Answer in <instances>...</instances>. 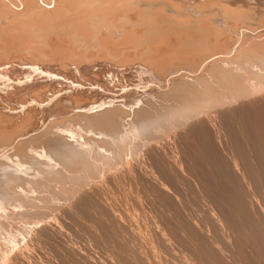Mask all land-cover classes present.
Returning <instances> with one entry per match:
<instances>
[{
    "label": "rangeland",
    "instance_id": "374dc122",
    "mask_svg": "<svg viewBox=\"0 0 264 264\" xmlns=\"http://www.w3.org/2000/svg\"><path fill=\"white\" fill-rule=\"evenodd\" d=\"M60 1L0 0V263L264 264V0ZM55 98L112 108L66 122Z\"/></svg>",
    "mask_w": 264,
    "mask_h": 264
},
{
    "label": "bare ground",
    "instance_id": "6f19581e",
    "mask_svg": "<svg viewBox=\"0 0 264 264\" xmlns=\"http://www.w3.org/2000/svg\"><path fill=\"white\" fill-rule=\"evenodd\" d=\"M1 1H3V0H1ZM17 1H18V0H17ZM44 1H45V0H44ZM50 1H51V0H50ZM66 1H67V0H66ZM70 1H71V0H70ZM70 1H68V2H70ZM84 1H85V0H84ZM92 1H94V2H95V1L100 2L101 0H100V1H99V0H92ZM102 1H103V0H102ZM105 1H106V0H105ZM116 1H117V0H116ZM24 2H25V1H24ZM24 2H22V3H24ZM28 2H29V1H28ZM40 2H41V1H40ZM58 2H59V1H58ZM60 2H62V0H61ZM73 2H74V1H73ZM114 2H115V1H114ZM126 2H127V1H126ZM146 2H147V0H146ZM12 3H13V2H12ZM15 3H16V2H15ZM41 3H42V2H41ZM54 3H55V2H54ZM71 3H72V2H71ZM71 3H70V4H71ZM80 3H81V2H80ZM89 3H90V2H89ZM101 3H103V2H101ZM111 3H112V0H111ZM26 4H28V3H26ZM29 4H30V3H29ZM56 4H57V3H56ZM72 4H73V3H72ZM105 4H106V3H105ZM107 4H108V2H107ZM112 4H113V3H112ZM116 4H118V3H116ZM123 4H125V3L123 2ZM130 4H131V3H130ZM18 5H19V4H18ZM22 5H23V4H22ZM33 5H34V4H33ZM43 5H44V4H43ZM49 5H50V4H49ZM57 5H58V4H57ZM66 5H67V4H66ZM101 5H102V4H101ZM163 5H164V4H163ZM26 6H27V5H26ZM60 6H61V5H60ZM63 6H64V1H63ZM67 6H68V5H67ZM79 6H80V5H79ZM81 6H82V5H81ZM85 6H86V5H85ZM90 6H91V5H90ZM95 6H96V5H95ZM111 6H112V5H111ZM116 6H117V5H116ZM0 7H1V5H0ZM5 7H7V6H5ZM8 7H9V9L11 10L10 6H8ZM27 7H28V6H27ZM47 7H48V6H47ZM58 7H59V6H58ZM61 7H62V6H61ZM61 7H60V8H61ZM72 7H73V6H72ZM108 7H109V5H108ZM108 7H107V8H108ZM113 7H114V6H113ZM2 8H3V9H2L3 12H6V11H4V7H2ZM34 8H35V9H38V8H39L38 10L41 12L40 7H37V8L34 7ZM34 8H33V9H34ZM41 8H42V6H41ZM90 8H91V7H90ZM99 8H100V6H99ZM101 8H103V7H101ZM128 8H129V7H128ZM194 8H195V7H194ZM30 9H31V8H30ZM35 9H34L33 11H35ZM43 9H45V7H43ZM54 9H55V8H54ZM58 9H59V8H58ZM93 9H94V11H95L96 7L93 8ZM97 9H98V8H97ZM103 9H105V8H103ZM110 9H111V8H110ZM121 9H122V8H121ZM123 9H124V8H123ZM133 9H134V8H133ZM174 9H175V8H174ZM2 10H1V11H2ZM6 10H7V9H6ZM13 10H14V9H13ZM60 10H61V9H60ZM99 10H100V9H99ZM115 10H116V9H115ZM234 10H235V9H234ZM39 11H38V12H39ZM51 11H52V10H51ZM51 11L49 12L50 14H51ZM57 11H58V10H57ZM82 11H83V10H82ZM84 11H86V9H85ZM87 11H88V10H87ZM101 11H102V10H101ZM103 11H104V10H103ZM157 11H158V10H157ZM19 12H20V11H19ZM35 12H36V16H38V18H39V16H41V17H42V16H45V17H46V16L48 15V14H47L48 12H47L46 10H45V12L43 11V12H41V13H37V10H36ZM54 12H55V11H54ZM62 12H64V11H62ZM67 12H71V11H67ZM67 12H66V13H67ZM73 12H74V11H73ZM88 12H90V11H88ZM92 12H93V11H92ZM99 12H100V11H99ZM110 12H112V10H111ZM110 12H109V14H110ZM142 12H143V11H142ZM44 13H46V14H44ZM77 13H78V12H77ZM81 13H82V12H81ZM128 13H129V12H128ZM132 13H133V12H132ZM157 13H158V12H157ZM12 14H13V13H12ZM74 14H75V13H74ZM97 14H101V13H98V12H97ZM113 14H114V12H113ZM3 15H4V14H3ZM20 15H21V14H20ZM24 15H25V14H23V16H24ZM34 15H35V14H34ZM54 15L57 16V14H55V13H54ZM62 15H63V13H62ZM80 15H81V14H80ZM84 15H85V14H83V16H84ZM87 15H88V14H87ZM101 15H103V14H101ZM0 16H2V13H0ZM14 16H15V15H14ZM23 16H22L21 18H23ZM49 16L51 17L52 14L49 15ZM74 16H75V15H74ZM76 16H77V15H76ZM83 16H82V17H83ZM107 16H108V15H107ZM113 16H115V15H113ZM139 16H140V15H139ZM24 17H25V16H24ZM28 17H29V16H28ZM66 17H67V16H66ZM68 17H69V16H68ZM84 17H85V16H84ZM102 17H103V16H102ZM108 17H109V16H108ZM110 17H111V15H110ZM21 18H20V19H21ZM32 18H33V17H32ZM35 18H36V17H35ZM70 18H71V16H70ZM88 18H89V17H88ZM96 18H97V17H96ZM170 18H171V17H170ZM24 19H25V18H24ZM24 19H21L22 22H21V23L19 22L18 24H15V25H13L12 22H10V24H11L10 26H11V27H10L9 30L7 29V30H8L7 33L10 32V31H11V33H12V30H13V32H16V33H17V32L21 29V27H22L23 25H25V28H26V26L28 25L29 18H27L28 21H26V19H25V20H24ZM33 19H34V18H33ZM40 19H41V18H40ZM45 19H46V18H45ZM71 19H72V18H71ZM83 19H84V18H83ZM83 19H82V20H83ZM94 19H95V18H94ZM110 19H111V18H110ZM21 20H18V21H21ZM68 20H69V19H68ZM79 20L82 21L81 19H79ZM149 20H150V19H149ZM23 21H26V23H23ZM37 21H38V20H37ZM53 21H54V20H53ZM140 21H141V20H140ZM34 22H35V21H33V23H34ZM40 22H41V21H40ZM64 22H65V21H64ZM67 22H68V21H66V23H67ZM86 22H87V20H86ZM104 22H105V21H104ZM114 22H115V21H114ZM131 23H132V22H131ZM7 24H9V23H7ZM29 24H30V23H29ZM36 24H37V23H36ZM82 24H83V23H82ZM56 25H58V24H56ZM60 25H61V24H60ZM78 25H80V28H81V24L78 23ZM118 25H119V24H118ZM173 25H174V24H173ZM0 26H1V25H0ZM4 26H5V25H4ZM88 26H89V25H88ZM7 27H8V26H7ZM53 27H54V26H53ZM73 27H74V26H73ZM89 27H90V26H89ZM22 28H23V27H22ZM25 28H24V29H25ZM76 28H77V27H76ZM92 28H93V27H92ZM94 28H95V27H94ZM24 29H23V30H24ZM50 29H51V28H50ZM35 30H36V29H35ZM82 30H83V29H82ZM222 30H223V29H222ZM0 31H1V30H0ZM5 31H6V30H5ZM38 31H39V30H38ZM44 31H45V30H44ZM79 31H80V30H79ZM85 31H86V30H85ZM1 32H2V31H1ZM3 32H4V31H3ZM3 32H2V34L5 33V32H4V33H3ZM55 32H56V31H55ZM82 32H83V31H82ZM101 32H102V30H101ZM106 32H107V31H106ZM130 32H132V31H130ZM168 32H169V31H168ZM31 33H32V32H31ZM41 33H42V32H41ZM69 33H70V32H69ZM83 33H84V35H85V32H83ZM122 33H123V32H122ZM134 33H135V32H134ZM22 34H24V33H22ZM39 34H40V33H39ZM77 34H78V33H77ZM77 34H76V35H77ZM87 34H89V33H86V36H87ZM96 34H97V33H96ZM96 34H95V35H96ZM105 34H106V33H105ZM260 34H261V33H260ZM6 35H8V34H6ZM13 35H14V34H13ZM27 35H28V34H27ZM35 35H36V34H35ZM82 35H83V34H82ZM90 35H91V34H90ZM100 35H101V34H100ZM133 35H134V34H133ZM250 35H251V34H250ZM263 35H264V34H263ZM9 36H10V35H9ZM24 36H25V35H24ZM58 36H59V35H58ZM86 36H85V37H86ZM91 36H92V35H91ZM105 36H106V35H105ZM178 36H179V35H178ZM257 36L259 37V36H262V35H257ZM139 37H140V35H139ZM258 37H257V38H258ZM0 38H1V37H0ZM5 38H6V37H5ZM7 38H8V37H7ZM58 38H59V37H58ZM62 38H63V37H62ZM76 38H77V37H76ZM95 38H96V37H95ZM122 38H123V37H122ZM186 38H188V37H186ZM252 38H253V37H252ZM28 39H29V38H28ZM33 39H34V38H33ZM50 39H51V38H50ZM68 39H69V38H68ZM81 39H82V38H81ZM91 39H92V37H91ZM113 39H114V38H113ZM131 39H132V38H131ZM134 39H135V38H134ZM148 39H149V38H148ZM170 39H171V38H170ZM250 39H251V38H250ZM253 39H255V38H253ZM4 40H5V39H4ZM21 40H22V39H21ZM57 40H58V39H57ZM89 40H90V39H89ZM120 40H121V39H120ZM255 40H257V39H255ZM255 40H254V41H255ZM19 41H20V39H19ZM87 41H88V40H87ZM104 41H105V40H104ZM166 41H167V39H166ZM176 41H177V40H176ZM243 41H244V40H243ZM254 41H253V42H254ZM2 42H3V41H2ZM23 42H24V41H23ZM23 42H22V44H23ZM46 42H47V41H46ZM48 42H49V41H48ZM138 42H139V41H138ZM153 42H154V41H153ZM8 43H9V42H8ZM24 43H25V42H24ZM26 43H27V42H26ZM36 43H37V42H36ZM129 43H130V42H129ZM161 43H162V42H161ZM249 43H250V42H249ZM249 43H248V44H249ZM103 44H104V43H103ZM107 44H108V42H107ZM163 44H164V43H163ZM168 44H169V43H168ZM205 44H206V43H205ZM5 45H6V43H5ZM5 45H4V46H5ZM27 45H28V44H27ZM52 45H53V43H52ZM91 45H92V44H91ZM101 45H102V44H101ZM117 45H118V44H117ZM152 45H153V44H152ZM155 45H156V44H155ZM177 45H178V44H177ZM9 46H10V45H9ZM23 46H24V45H23ZM54 46H55V45H54ZM157 46H159V45H157ZM164 46H165V45H164ZM231 46H232V45H231ZM254 46H255V45H252L251 48L253 49ZM257 46H258V45H257ZM260 46H261V45H260ZM262 46H263V45H262ZM21 47H22V46H21ZM24 47H25V46H24ZM24 47H22V48H24ZM100 47H101V46H100ZM108 47H109V46H108ZM110 47H111V46H110ZM237 47H238V46H237ZM241 47H242V46H241ZM241 47H240V48H241ZM258 47H259V46H258ZM258 47L255 46V48H258ZM3 48H4V47H3ZM48 48H49V47H48ZM56 48L58 49V46H57ZM63 48H64V47H63ZM66 48H67V47H66ZM66 48H65V51H66ZM113 48H114V47H113ZM156 48H157V47H156ZM240 48H239V49H240ZM61 49H62V48H61ZM61 49H60V50H61ZM67 49H68V48H67ZM82 49H83V48H82ZM85 49H86V48H85ZM177 49H178V48H177ZM39 50H40V49H39ZM41 50H42V49H41ZM53 50H54V49H53ZM69 50H70V49H68V51H69ZM73 50H74V49H73ZM90 50H91V49H90ZM116 50H117V48H116ZM131 50H132V49H131ZM162 50H163V49H162ZM162 50H161V51H162ZM256 50H258V49H256ZM260 50H261V49H260ZM260 50H258V51H260ZM22 51H23V50H22ZM35 51H36V50H35ZM51 51H52V50H51ZM108 51H109V50H108ZM119 51H120V50H119ZM155 51H156V50H155ZM175 51H176V50H175ZM234 51H235V50H234ZM250 51H251V50H250ZM254 51H255V50H254ZM2 52H3V51H2ZM23 52H24V51H23ZM29 52H30V51H29ZM63 52H64V49H63ZM70 52H71V51H70ZM72 52H73V51H72ZM113 52H114V51H113ZM117 52H118V51H117ZM146 52H147V51H146ZM156 52H157V51H156ZM164 52H165V51H164ZM40 53H41V52H40ZM53 53H55V52H53ZM59 53L62 54V50H61V52H59ZM79 53H80V52H79ZM244 53H245V52H244ZM41 54H42V53H41ZM66 54H67V53H66ZM66 54H65V55H66ZM140 54H141V53H140ZM242 54H243V53H242ZM253 54H254V53H253ZM42 55H43V54H42ZM44 55H46V54H44ZM67 55H68V54H67ZM174 55H175V54H174ZM251 55H252V52H251ZM255 55H256V54H255ZM46 56H47V55H46ZM55 56H56V55H55ZM59 56H60V55H59ZM157 56H158V55H157ZM159 56H160V55H159ZM240 56H241V55H240ZM23 57H24V56H23ZM48 57H49V56H48ZM63 57H64V56H63ZM69 57H70V56H69ZM73 57H74V56H73ZM251 57H252V56H250L249 58H251ZM254 57H255V56H254ZM256 57H257V56H256ZM45 58H46V57H45ZM64 58H65V57H64ZM155 58H156V56H155ZM159 58H160V57H159ZM176 58H177V57H176ZM244 58H245V57H244ZM249 58H248V59H249ZM6 59H7V58H6ZM11 59H12V58H11ZM46 59H48V58H46ZM122 59H123V58H122ZM153 59H154V58H153ZM163 59H164V58H163ZM252 59H253V58H252ZM258 59H259V58H258ZM260 59H261V58H260ZM9 60H10V59H9ZM12 60H13V59H12ZM34 60H35V59H34ZM50 60H51V59H50ZM250 60H251V59H250ZM255 60H256V59H255ZM7 61H8V60H7ZM55 61H56V60H55ZM59 61H60V60H59ZM136 61H137V60H136ZM157 61H158V60H157ZM157 61H156V63H157ZM244 61H245V59H244ZM261 61H262V60H261ZM21 62H22V61H21ZM23 62H24V61H23ZM87 62H88V61H87ZM107 62H108V61H107ZM152 62H153V61H152ZM245 62H246V61H245ZM255 62H256V61H255ZM2 63H3V62H2ZM6 63H7V62H6ZM58 63H59V62H58ZM158 63H159V62H158ZM201 63H202V62H201ZM242 63H243V62H242ZM242 63H241V64H242ZM56 64H57V63H56ZM160 64H161V63H160ZM162 64H163V63H162ZM164 64H165V63H164ZM245 64H246V63H245ZM251 64H252V63H251ZM251 64H250V65H251ZM254 64H255V63H254ZM16 65H17V64H16ZM247 65H248V64H247ZM35 66H36V65H35ZM38 66H39V65H38ZM156 66H157V65H156ZM159 66H160V65H159ZM62 67H63V66H62ZM94 67H95V66H94ZM14 68H15V67H14ZM6 69H7V68H6ZM17 69H18V68H17ZM26 69H27V68H26ZM215 69H216V68H215ZM241 69H242V68H241ZM19 70H20V69H19ZM45 70H46V69H45ZM263 70H264V69H263ZM5 71H6V70H5ZM17 71H18V70H17ZM165 71H166V70H165ZM45 72H46V71H45ZM244 72H245V71H244ZM250 72H252V71H250ZM257 72H258V71H257ZM257 72H256V73H257ZM261 72H262V70H261ZM3 73H4V72H3ZM7 74H9V73H7ZM253 74H254V72H253ZM262 74H263V73H262ZM257 75H258V74H257ZM2 76H3V75H2ZM247 76H248V75H247ZM255 76H256V75H255ZM261 76H262V75H261ZM0 77H1V76H0ZM7 77H8V76H7ZM25 78H26V77H25ZM179 78H180V77H179ZM247 78H248V77H247ZM0 79H1V78H0ZM8 79H9V78H8ZM27 80H28V79H27ZM263 80H264V79H263ZM9 81H10V80H9ZM12 82H13V81H12ZM17 82H18V80H17ZM263 82H264V81H263ZM10 83H11V81H10ZM24 83H25V82H24ZM6 84H7V83H6ZM253 86H254V85H253ZM248 87H249V86H248ZM223 88H224V87H223ZM9 89H10V88H9ZM39 89H40V88H39ZM39 89H38V90H39ZM54 92H55V91H54ZM241 93H242V92H241ZM53 94H54V93H53ZM227 94H228V93H227ZM239 94H240V92H239ZM145 95H146V94H145ZM3 96H4V95H3ZM22 96H25V95H23V93H22ZM31 96H32V95H31ZM55 96H56V95H55ZM55 96H53V97H55ZM151 96H152V95H151ZM223 96H224V95H223ZM226 96H227V95H226ZM36 97H37V96H36ZM107 97H108V96H107ZM124 97H125V96H124ZM124 97H123V99H124ZM134 97H135V96H134ZM240 97H241V96H240ZM247 97H249V96H247ZM3 98H4V97H3ZM58 98H60V96H59ZM79 98H80V97H79ZM103 98H104V97H103ZM119 98L122 99L120 96H119ZM128 98L130 99V97H128ZM0 99H1V98H0ZM22 99H23V98H22ZM34 99H35V98H34ZM64 99H65V98H64ZM112 99H113V97H112ZM126 99H127V97H126ZM246 99H247V98H246ZM49 100H50V99H49ZM55 100H57V99L55 98ZM58 100H59V99H58ZM58 100H57L56 103L53 104L54 107H53V108L50 107V108H52V109H54V110H57V115L59 114V115L61 116V115L63 114V116H61V117H63L64 119L67 118V119L65 120L66 122L70 121L69 119L73 118V116H75L76 114H79V113H81V112H84V113H87V114H88V113H91L93 110H96V109H98V111L96 110L98 113H100V112H105V111H103V110H108V109H106L107 106H104V103L101 104V103H97V102H95V101H93V102H85V103L82 102V103H80V104L75 103V104L72 105V104L68 101L69 99H68V100L66 99L67 102H62V103H60V101L58 102ZM103 100H105V98H104ZM131 100H132V98H131ZM175 100H176V99H175ZM206 100H207V99H206ZM222 100H223V98H222ZM235 100H236V99H235ZM38 101H39V100H38ZM42 101H43V100H42ZM51 101H52V99H51ZM73 101H74V100H73ZM105 101H106V100H105ZM105 101H104V102H105ZM107 101H108V100H107ZM117 101H118V100H117ZM119 101H120V100H119ZM133 101H136V100H133ZM40 102H41V99H40ZM43 102H44V101H43ZM43 102H42V103H43ZM46 102H47V101H46ZM99 102H100V100H99ZM102 102H103V101H102ZM148 102H149V101H148ZM73 103H74V102H73ZM154 103H155V102H154ZM209 103H210V102H209ZM234 103H235V102H234ZM23 104H24V103H23ZM46 104H48V103H46ZM46 104H45V105H46ZM130 104H131V103H127V102H124V101H121L120 103H117V105L122 106L125 110H127V112H130V113H131V111L136 110V108L134 109V107H132V105H130ZM133 104H134V103H133ZM115 105H116V103H115ZM117 105H116V106H117ZM135 105H136V104H135ZM224 105H225V104H224ZM231 105H232V104H231ZM11 106H12V105H11ZM37 106H38V105H37ZM40 106H41V105H40ZM40 106H39V107H40ZM133 106H134V105H133ZM152 106H153V105H152ZM209 106H210V105H209ZM225 106H226V105H225ZM30 107H31V106H30ZM32 107H33V106H32ZM44 107H45V106H44ZM46 107H47V106H46ZM48 108H49V107H48ZM50 108H49V109H50ZM107 108H112V107L109 106V107H107ZM113 108H114V107H113ZM42 109H43V108H42ZM42 109H41V110H42ZM116 109H117V108H116ZM137 109H138V108H137ZM149 109H150V108H149ZM45 110H46V108H45ZM47 110H48V109H47ZM50 110H51V109H50ZM142 110H143V109H142ZM198 110H199V109H198ZM207 110H208V109H207ZM29 111H30V110H29ZM35 111H36V110H35ZM155 111H156V110H155ZM53 112H55V111H53ZM53 112L51 111V113H53ZM113 112H114V111H113ZM123 112H124V111H123ZM202 112H203V111H202ZM208 112H209V111H208ZM47 113H48V116H49V114H50V116H51L50 111H48ZM115 113H116V112H115ZM196 113H197V112H196ZM55 114H56V113H55ZM148 114H149V113H148ZM184 114H185V113H184ZM52 115H53V114H52ZM65 115H66L67 117H66ZM118 115H119V114H118ZM126 115H127V114H126ZM126 115H125V117H127ZM162 115H163V114H162ZM179 115H180V114H179ZM181 115H182V114H181ZM191 115H192V114H191ZM195 115H196V114H195ZM28 116H29V115H28ZM110 116H111V115H110ZM122 116H123V115H122ZM150 116H151V115H150ZM53 117H54V115H53ZM97 117H98V116H97ZM141 117H142V116H141ZM163 117H164V116H163ZM179 117H180V116H179ZM193 117H194V116H193ZM50 119H51V118H50ZM112 119H113V118H112ZM125 119H126V118H125ZM160 119H161V118H160ZM167 119H168V118H167ZM179 119H180V118H179ZM192 119H193V118H192ZM116 120H117V119H116ZM155 120H156V119H155ZM196 120H197V119H196ZM63 121H64V120H63ZM99 121H100V120H99ZM113 121H114V120H113ZM123 121H124V120H123ZM181 121H182V120H181ZM183 121H184V120H183ZM73 122H74V121H73ZM104 122H105V121H104ZM175 122H176V121H175ZM62 123H63V122H62ZM177 123H178V122H177ZM180 123H181V122H180ZM37 124H38V123H37ZM66 124H67V123H66ZM66 124H65V125H66ZM186 124H187V123H186ZM186 124H185V125H186ZM49 125H50V124H49ZM51 125H52V124H51ZM57 125L60 126L61 123H60V125H59V124H57ZM67 125H68V124H67ZM152 125H153V124H152ZM161 125H162V124H161ZM176 125H177V124H176ZM176 125H175V126H176ZM5 126H6V125H5ZM39 126H40V125H39ZM62 126H63V124H62ZM121 126L123 127L124 124L121 125ZM177 126H178V125H177ZM187 126H188V125H187ZM49 127H51V128H49L50 131H55V132H59V133H64L65 135H66V132H74V128H75V127L72 128V126H71L72 129L69 128L70 126H68V127H66V128H65V127H63V128H60V127H52V126H49ZM139 127H140V126H139ZM142 127H143V125H142ZM150 127H151V126H150ZM165 127H166V126H165ZM169 127H172V126H169ZM1 128H2V127H1ZM163 128H164V127H163ZM2 129H4V128H2ZM108 129H109V128H108ZM113 129H114V128H113ZM4 130H5V129H4ZM4 130H2V131H4ZM36 130H37V129H36ZM126 130H127V129H126ZM153 130H154V129H153ZM153 130H152V131H153ZM155 130H156V129H155ZM2 131H0V132H2ZM6 131H7V130H6ZM11 131H12V130H11ZM11 131H10V132H11ZM170 131H171V130H170ZM12 132H13V131H12ZM12 132H11V133H12ZM36 132H37V131H36ZM119 132H121V131L119 130ZM165 132H166V131H164V129H163V134H164V135H165ZM168 132H169V131H168ZM14 133H15V132H14ZM1 134H2V133H1ZM7 134H9V133H7ZM17 134H18V133H17ZM17 134H16V135H17ZM148 134H149V133H148ZM157 134H159V132H158ZM160 134H161V133H160ZM163 134H161V136H162ZM166 134H167V133H166ZM16 135H15V136H16ZM9 136H10V135H9ZM146 136H147V134H146ZM150 136H151V135H150ZM150 136L147 137V138H150ZM152 136H154V137L156 136V137H157V135H152ZM152 136H151V137H152ZM0 137H2V136H0ZM4 137L7 138L6 134H5ZM121 137H122V136H121ZM138 137H139V136H138ZM154 137H152V139H153ZM156 137H155V138H156ZM158 137H160V135H159ZM9 138H10V137H9ZM71 138H72V137H71ZM122 138H123V137H122ZM126 138H127V137H126ZM162 138H163V137H162ZM2 139H4V138H1V140H2ZM12 139H13V138H11V140H12ZM120 139H121V138H120ZM152 139H147V141H148V140L151 141ZM159 139H160V138H159ZM1 140H0V143H1ZM8 140H9V139H8ZM59 140H60V139H59ZM102 140H103V139H102ZM153 140H154V139H153ZM61 141H62V140H61ZM61 141H60V142H61ZM123 141H125V140H123ZM123 141H122V142H123ZM16 142H17V141H16ZM145 142H146V141H145ZM157 142H158V141H157ZM160 142H161V139H160ZM4 143H5V142H4ZM8 143H9V142H8ZM50 143H51V142H50ZM83 143H84V141H83ZM98 143H99V142H98ZM113 143H114V142H113ZM120 143H121V141H120ZM124 143H125V142H124ZM13 144H14V143H13ZM80 144H81V143H80ZM107 144H108V143H107ZM117 144H118V143H117ZM154 144H155V143H154ZM157 144H158V143H157ZM161 144H162V143H161ZM56 145H57V143H56ZM81 145H82V144H81ZM123 145H124V144H123ZM123 145L121 144V146H119V147H120V148L122 147V149H123L124 147H127V150H128V151H127V150H126V151L129 152V147H130V146L128 147V146L125 145V146L123 147ZM137 145H138V144H137ZM39 146H40V145H39ZM135 146H136V145H135ZM157 146H158V145H157ZM110 147H111V148L114 147L113 149L109 148V150H110V149L112 150V153H113V150H114V149L119 148V147H115V146H110ZM132 147H134V144L132 145ZM136 147H137V146H136ZM94 148H95V147H94ZM143 148H144V147H143ZM149 148H150V147H149ZM55 149H56V148H55ZM72 149H73V148H72ZM130 149H131V148H130ZM106 150H107V149H106ZM117 150H118V149H117ZM117 150H116V152H117ZM120 150H121V149H120ZM120 150H119V151H120ZM132 150H133V149H132ZM132 150H130V152H131ZM92 151H93V150H92ZM97 151H98V150H97ZM101 151H102V150H101ZM103 151L105 152V150H103ZM119 151H118V152H119ZM98 152H99V151H98ZM98 152H97V153H98ZM107 152H108V151H107ZM114 152H115V151H114ZM125 153H126V152H125V150H124V154H125ZM137 153H138V152H137ZM98 154H100V153H98ZM98 154H97V156L100 157V155H98ZM102 154H105V153H102V152H101V156H102ZM107 154H108V153H107ZM113 154H115V153H113ZM116 154H117V153H116ZM122 154H123V153H122ZM122 154H120V155H122ZM132 154H133V153H132ZM92 155H94V153H93ZM92 155H91V158L93 157ZM117 155H118V154H117ZM127 155H128V154H127ZM69 156H70V155H69ZM87 156H88V155H87ZM103 156L105 157V160L107 161V159H106V155H103ZM108 156H109V159H113V158H110V156H112V155H110V153L108 154ZM131 156H132V155H131ZM88 157H89V156H88ZM88 157H86V155H82V156L77 157V158L74 157L73 160H75V162H73V163H76V160L79 161V162H80V161H83L84 163H87V161L89 162ZM104 157L102 158V160L104 159ZM127 157H128V156H127ZM8 158H9V157H8ZM89 158H90V157H89ZM94 158H96V157L94 156ZM97 158H98V157H97ZM100 158H101V157H100ZM100 158H99L98 160H100ZM114 158H115V157H114ZM73 160H71V161H73ZM115 160H116V158L114 159L113 163L115 162ZM4 161H5V159H3V163H5ZM90 161H91V160H90ZM96 161H97V159H96ZM96 161H95V162H96ZM91 162L94 163L93 160H92ZM97 162H98V161H97ZM102 162H103V161H102ZM102 162H101V160L99 161L100 164H102ZM104 162H105V161H104ZM0 163H1V162H0ZM84 163H83V165H81V164H82V162H81L80 167L83 166V168H84V166L86 165V164H84ZM89 163H90V162H89ZM99 163H97V164H99ZM109 163H112V161L110 160ZM70 164H71V166L73 165L72 163H69L68 165H70ZM87 164H88V163H87ZM100 164H99V166H100ZM107 164H108V162H107ZM107 164H106V165H107ZM5 165H6V164H5ZM68 165L66 166V170H67V168H69V169L71 168V167L68 166ZM93 165L96 166V164H93ZM73 166H74V165H73ZM76 166H77V163H76ZM86 166H87V165H86ZM89 166L92 167V165H90V164H89ZM99 166H98V168H100ZM101 166L106 167L105 164H102ZM109 166L111 167L110 164H108V167H109ZM5 167H6V166H5ZM77 167H79V166H77ZM77 167L74 166V167H72V168L74 169V168H77ZM96 167H97V166H96ZM96 167H94V168H96ZM115 167H116V166H115ZM1 168H2V167H1ZM72 168H71V169H72ZM81 168H82V167H81ZM87 168H89V167L87 166L86 168H84V170L87 169ZM6 169H7V168H6ZM92 169H93V168H91V170H92ZM103 169H105V168H102V170H103ZM75 170H76V169H75ZM77 170H78V169H77ZM77 170L74 172V174L77 173ZM82 170H83V169H82ZM91 170H90V171H91ZM93 170H94V169H93ZM95 170H97V168H96ZM105 170H106V169H105ZM109 170H110V169H109ZM111 170H112V169H111ZM63 171H65V170H63ZM63 171H62V173H63ZM71 171L73 172L74 170H71ZM71 171H70V172H71ZM80 171H81V170H79L78 174L80 173ZM98 171H101V170H98ZM68 172H69V171L65 172V173H67V174H65V173H63V174H65L66 177H67V175H69V177H71V174H68ZM91 173H92V172H91ZM95 173H97V172L95 171ZM113 173H114V172H113ZM60 174H61V171H60ZM83 174H86V173H83V171H82V174H81V175H83ZM89 174H90V173H89ZM101 174H102V171H101ZM49 175H50V174H49ZM56 175H57V174H56ZM56 175H55V177H58V178L61 177L59 174H58L59 176H56ZM65 175H64V176H65ZM75 175H76V174H75ZM79 175H80V174H79ZM81 175H80V176H81ZM87 175H88V174H87ZM90 175H91V174H90ZM90 175H88V177H89ZM94 175H95V174H94ZM104 175H105V174H104ZM53 176H54V174H53ZM53 176H51V177L55 179V177H53ZM64 176H63V177H64ZM83 176H85V175H83ZM98 176H99V175H98ZM44 177H45V176H44ZM47 177H48V176H47ZM51 177H50V178H49V177H48V178L45 177V178H46L45 180H48V182H51V181H49V179L51 180ZM66 177H65L64 179H66ZM72 177H73V176H72ZM72 177H71V178H72ZM76 177H78V176H76ZM90 177H91V176H90ZM92 177H93V175H92ZM105 177H106V176H105ZM58 178H57V179H58ZM73 178H74V177H73ZM73 178H72V179H73ZM83 178H84V177H83ZM85 178H86V177H85ZM94 178H95V177H94ZM102 178H103V177H102ZM54 179H53V180H54ZM69 179H70V178H69ZM77 179H78V178H77ZM81 179H82V176H81ZM88 179H89V178H88ZM88 179H87V181H88ZM45 180H44V181H45ZM53 180H52V181H53ZM67 180H68V179H67ZM82 180H84V179H82ZM89 180H90V179H89ZM95 180H96V179H95ZM13 181H14V180H13ZM19 181H20V180H19ZM37 181H38L37 183H39V180H37ZM57 181H58V180H57ZM57 181H56V182H57ZM65 181H66V180H65ZM68 181L70 182V180H68ZM68 181H67V182H68ZM72 181H74V180H72ZM76 181H78V180H76ZM84 181H85V180H84ZM103 181H104V180H103ZM8 182H9V181H8ZM20 182H21V181H20ZM59 182H60V181H59ZM74 182H75V181H74ZM78 182H80V180H79ZM85 182H86V181H85ZM88 182H89V181H88ZM88 182H87V183H88ZM6 183H7V182H6ZM6 183H5V184H6ZM33 183L35 184V182H33ZM41 183H42V182H41ZM43 183H44V182H43ZM45 183H46V182H45ZM45 183H44V184H45ZM51 183H52V182H51ZM51 183H50V184H49V183H46V184H47V185L49 184V186H50V188H51V186L54 185V182H53V185H51ZM71 183H72V182H71ZM80 183H81V182H80ZM87 183H86V184H87ZM13 184H14V183H13ZM20 184H21V183H20ZM30 184H31V183H30ZM30 184H29V185H30ZM34 184L30 185V186H32V187H31L32 190L36 188V187L34 188ZM69 184H70V183H68V185H69ZM75 184H76V182H75ZM95 184H97V183H95ZM36 185H37V184H36ZM40 185H41V184H40ZM66 185H67V184H66ZM71 185H73V183H72ZM81 185H82V184H81ZM81 185H80V186H81ZM84 185H85V184H84ZM90 185H91V184H90ZM4 186H5V185H4ZM26 186H27V185H26ZM42 186H43V184H42ZM54 186H55V185H54ZM54 186H53V188L58 187V186H56V187H54ZM5 187H6V186H5ZM9 187H10V185H9ZM37 187H39V185H38ZM43 187H44V186H43ZM43 187H42V188H43ZM77 187H78V186H77ZM87 187H88V186H86V189H87ZM6 188H7V187H6ZM24 188H25L24 190H26V189L28 188V186H27V187H24ZM53 188H52V189H53ZM8 189H9V188H8ZM18 189H19V188H18ZM18 189H17V192H18ZM22 189H23V187H21V190H22ZM28 189L30 190V191H28V193H29V192L31 193L32 190H31L30 188H28ZM28 189H27V190H28ZM36 189H38V188H36ZM39 189H40V187H39ZM45 189H47V187H45ZM59 189H61V188H59ZM59 189L57 188L56 191L59 190ZM62 189H63V188H62ZM69 189H70V188H69ZM72 189H73V188H72ZM81 189H82V188H81ZM91 189H92V188H91ZM19 190H20V189H19ZM50 190H51V189H48V190H47V193H50V192H51V194H49V195H52V193H53L52 191H54V193L56 192L55 189H53L52 191H50ZM70 190H71V189H70ZM79 190H80V189H79ZM99 190H100V189H99ZM11 191H12V190H11ZM33 191H34V190H33ZM36 191H37V190H36ZM36 191H35V192H36ZM48 191H50V192H48ZM59 191H60V190H59ZM64 191H65V190L63 189L62 192H64ZM68 191H69V190H68ZM74 191H75V190H74ZM82 191H83V190H82ZM3 192H4V191L2 190V192H1V196H3V195H2ZM6 192H7V191H6ZM19 192H20V191H19ZM19 192H18V194L20 195ZM23 192H24V191H23ZM40 192H42L41 194H44L42 190H40ZM44 192H46V191H44ZM57 192H58V191H57ZM65 192H66V191H65ZM71 192H72V190H71L69 193H71ZM4 193H5V192H4ZM15 193H16V192H15ZM24 193H25V192H24ZM24 193H21V194H24ZM60 193H61V191H60ZM75 193H76V192H75ZM8 194H9V193H8ZM8 194H7V196H8ZM33 194H35V193H32V195H33ZM36 194H37V192H36ZM36 194L33 195V196L36 197ZM38 194L40 195L39 190H38ZM55 194H56V193H55ZM57 194H59V193H57ZM67 194H68V193H66V195H67ZM5 195H6V194H5ZM9 195H10V194H9ZM15 195H16V194H15ZM63 195H64V193H63ZM63 195L61 194V196H63ZM22 196H23V195H22ZM22 196H21V197L19 196V197L22 198ZM24 196L27 197L26 194H24ZM33 196H32V197H33ZM42 196H43V195H42ZM44 196H45V195H44ZM47 196H48V195H47ZM52 196H53V195H52ZM73 196H74V194H73ZM5 197H6V196H5ZM16 197H18V196H16ZM25 197H24V199H27V198H25ZM39 197H40V196H39ZM39 197H38V198H39ZM53 197L55 198L56 196H53ZM53 197H52L51 199H53ZM59 197H60V196H58V197H56V198H59ZM68 197H69V196H67V198H68ZM70 197H71V194H70ZM3 198H4V197H3ZM11 198H12V200L14 201L13 194L8 198V200H7V202H6V205H7L8 202L12 203V202H11V201H12ZM30 198H31V197H30ZM38 198H37V199H38ZM42 198H43V199H42ZM48 198H50V196L47 197V199H48ZM73 198H74V197H73ZM1 199H2V198H1ZM16 199H18V203L20 204L21 208L18 207V206H17V207L20 208V210H21V209H22V206H25L24 204H25V202L28 201L29 198L27 199V201H26V200L24 201V199L22 200V199H19V198H16ZM16 199H15V200H16ZM37 199H33V198H31V202H32L33 200H34L33 202H35V200H37ZM41 199H42L41 201L44 202V197H41ZM51 199H50V201L52 202ZM62 199H64V196H63ZM65 199H66V197H65ZM68 199H69V198H68ZM68 199H67V200H68ZM39 200H40V199H39ZM39 200H38V202H39ZM55 200H56V202L58 201L57 199H55ZM59 200L62 201L60 198H59ZM47 201L50 203L49 199H48ZM47 201L45 200V202H47ZM71 201H72V200H71ZM28 202H29V201H28ZM36 202H37V201H36ZM38 202H37V203H38ZM45 202H44V203H45ZM14 203H15V202H14ZM18 203H15V204H14L15 206H13V207H15L16 210H17V208H16V204L19 205ZM40 203H41V202H40ZM57 203H58V202H57ZM3 204H5V202H3ZM8 204H9V203H8ZM12 204H13V203H12ZM29 204H30V203H29ZM52 204H53V202H52ZM54 204H55V203H54ZM27 205H28V204H27ZM35 205H36V203H35ZM35 205H34V207H35ZM37 205H38V204H37ZM29 206H30V205H29ZM7 207H8V205H7ZM13 207H12V208H13ZM23 208H24V207H23ZM25 208H26V207H25ZM37 208H38V207H37ZM58 208H59V207H58ZM66 208H67V207H66ZM15 209H14V210H15ZM33 209H34V208H33ZM9 210H10V209H9ZM12 210H13V209H12ZM14 210H13V211H14ZM26 210H27V209H26ZM26 210H25V211H26ZM28 210H29V209H28ZM28 210H27V211H28ZM10 211H11V210H10ZM15 212H16V211H15ZM21 212H22V210H21ZM8 213H9V212H7V214H8ZM35 213H36V212H35ZM7 214H6V215H7ZM11 214H12V213H11ZM27 214H28V213H27ZM14 215L16 216V213H15ZM36 215H37V213H36ZM41 215H42V214H41ZM41 215H40V217L42 218ZM8 216H10V215H8ZM8 216H7V217H8ZM19 216H20V215H19ZM19 216H18V217H19ZM21 216H22V214H21ZM21 216H20V217H21ZM24 216H25V215H24ZM27 216H29V215H27ZM32 216H33V215H32ZM10 217H13V214H12V216H10ZM18 217H17V218H18ZM20 217H19V218H20ZM22 217H23V216H22ZM35 217H36V216H35ZM35 217H34V219H35ZM37 217H38V216H37ZM40 217H39V218H40ZM43 217H44V216H43ZM23 218H26V217H23ZM23 218H22V220H20V221H24ZM39 218H38V219H39ZM57 218H58V217H57ZM9 219H10V218H9ZM12 219H13V218H12ZM14 219H15V217H14ZM30 219H31L32 221L34 220V219H32V218H30ZM30 219H29V220H30ZM42 219H43V218H42ZM18 220H19V219H18ZM27 220H28V219H27ZM27 220H26V221H27ZM29 220H28V222H29ZM36 220H37V218H36ZM49 220H50V219H49ZM10 221H11V219H10ZM12 221H13V220H12ZM14 221L16 222V219H15ZM14 221H13V222H14ZM26 221H25V222H26ZM38 221H39V220H38ZM38 221H37V227H36V229L38 228V224H39V225L42 224V223H38ZM25 222H24L22 225L27 224V226L29 227L30 224H33L32 222H31L30 224H29V223H25ZM40 222H41V221H40ZM42 222H43V221H42ZM34 223H35V222H34ZM1 224H2V223H1ZM16 224H17V223H16ZM20 224H21V223L19 222L18 225H20ZM28 224H29V225H28ZM6 225H7V224H6ZM11 225H12V224H11ZM1 226H2V225H1ZM12 226H13V225H12ZM15 226H16V225H15ZM25 226H26V225H25ZM33 226H34V225H33ZM33 226H32V227H33ZM35 226H36V225H35ZM35 226H34V227H35ZM45 226H46V225H45ZM17 227H18V226H17ZM20 227H21V226H20ZM30 227H31V226H30ZM48 227H49V226H48ZM3 228H4V227H3ZM15 228H16V227H15ZM25 228H27V227H25ZM20 229H21V228H20ZM22 229H23V228H22ZM27 229H28L29 231H31L30 228H27ZM27 229H26V230H27ZM33 229H34V228H33ZM23 230H24V229H23ZM3 231H4V230H3ZM5 231H6V229H5ZM5 231H4V233H5ZM7 231H8V230H7ZM13 231H14V230H13ZM0 233H1V232H0ZM31 233H32V232H30V234H31ZM25 234H27V233H25ZM23 236H24V235H23ZM23 236H22V237H23ZM26 236H27V235H26ZM26 236H24V237H26ZM6 237H7V236H6ZM14 237H15V236H14ZM9 238H10V237H9ZM0 239H2V238H0ZM14 239H15V238H14ZM22 239H23V238H22ZM17 240H18V238H17ZM22 241H23V240H22ZM24 241H25V240H24ZM1 242H2V240H1ZM4 242H5V241H4ZM6 242H7V241H6ZM18 242H20V241H18ZM2 244H3V243H2ZM16 244H17V243H16ZM28 244H29V243H28ZM21 245H22V244H21ZM21 245H19V246H21ZM10 246H11V245H10ZM10 246H9V247H10ZM27 246H28V245H27ZM0 247H1V246H0ZM2 247H3V246H2ZM6 248H7V245H6ZM19 248H21V247H19ZM25 248H26V247H25ZM4 249H5V248H4ZM7 249H8V248H7ZM9 249H10V248H9ZM23 249H24V248H23ZM10 250H11V249H10ZM10 250H8L7 253H8ZM14 250H15V249H14ZM14 250H13V251H14ZM17 250H19V249H17ZM24 250H25V249H24ZM13 251H12V252H13ZM25 251H26V250H25ZM2 252H3V249H2ZM4 252H6V249L4 250ZM10 252H11V251H10ZM10 252H9V253H10ZM9 253H8V255H9ZM4 254H5V253H4ZM4 254H3V255H4ZM8 255H7V256H8ZM10 255H11V254H10ZM17 255H18V254H17ZM17 255H16V256H17ZM4 256H5V255H4ZM4 256H2V257H4ZM5 257H6V256H5ZM5 257H4V258H5ZM6 258H7V257H6ZM12 258H13V257H12ZM12 258H11V259H12ZM6 261H8V260H6ZM6 261H5V262H6ZM5 262H4V263H5ZM4 263H3V264H4ZM0 264H1V263H0ZM6 264H7V263H6Z\"/></svg>",
    "mask_w": 264,
    "mask_h": 264
}]
</instances>
